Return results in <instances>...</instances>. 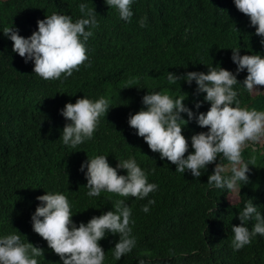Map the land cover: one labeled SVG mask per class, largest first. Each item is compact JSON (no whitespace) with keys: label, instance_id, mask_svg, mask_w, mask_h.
I'll use <instances>...</instances> for the list:
<instances>
[{"label":"trees","instance_id":"16d2710c","mask_svg":"<svg viewBox=\"0 0 264 264\" xmlns=\"http://www.w3.org/2000/svg\"><path fill=\"white\" fill-rule=\"evenodd\" d=\"M84 2L96 10L99 21L86 41L88 60L67 79L63 73L45 79L34 72V61L26 62L13 50L14 41L2 28L14 25L21 35L29 36L38 29V20L53 12L74 19L84 15L81 0H0V234L18 232L25 242L43 247L38 264H63L32 222V213L42 203L37 197L62 191L69 197L77 225L113 209L117 200L131 207V235L137 242L118 259L114 246L120 234L109 231L100 240L106 251L104 264H139L141 259L145 264H264V234H256L237 250L231 228L242 222L239 211L249 199L264 213V143L243 149L250 164L249 179L240 182L241 192L231 201V190L208 185L219 157L208 169H201L200 177L191 170L177 171V165L153 151L128 119L145 107L143 96L148 91L185 95L184 102L197 114L206 112L210 101L196 108V101L206 95L197 92L196 81H169L168 71H207V64H215L235 72L232 47H241V54H264L255 31L258 25H252L250 15L235 0H133L130 21L106 0ZM247 75V68L238 72L240 82L234 85L241 106L264 109V90L249 93L242 83ZM84 95L106 96L113 105L101 116L94 136L73 148L63 143L68 118L60 109ZM182 115L188 119L182 131L191 145V136L210 126H201L187 112ZM96 154L108 155L114 166L119 158L135 155L158 188L144 198L107 191L88 196L87 169L82 171L81 164ZM153 197L155 203L145 212L143 205ZM255 222L246 221L250 229Z\"/></svg>","mask_w":264,"mask_h":264},{"label":"clouds","instance_id":"9594fccd","mask_svg":"<svg viewBox=\"0 0 264 264\" xmlns=\"http://www.w3.org/2000/svg\"><path fill=\"white\" fill-rule=\"evenodd\" d=\"M115 6L119 16L131 20L133 0H106ZM236 6L250 15L252 25H258L255 31L264 44V0H235ZM79 8L84 15L74 19L71 14L53 12L38 20V29L31 35L20 34L16 26H5L3 32L14 41L13 50L24 56L25 61H34V72L45 79H64L73 74L74 69L88 60L86 41L93 34V28L99 21L96 10L89 8L81 0ZM145 26L144 18L140 20ZM87 26V27H86ZM232 59L238 68L234 72L223 66L207 64L208 70H190L185 74L168 71L169 81L186 79L189 84L197 83V92H206L203 100L196 101L199 109L204 101H210V108L198 114L185 101V95L173 96L164 91H148L143 96L139 111L129 114V124L148 142L153 151H159L161 158H167L177 165L176 170H191L195 177H200L202 168L208 169L210 162L219 157L215 169L209 174V187L226 188L233 193L241 192V181L249 179L250 164L244 160L243 149H253L264 140V109L242 107L234 85L239 81L237 73L247 68L248 75L243 85L249 93L262 90L264 85V54L245 52L241 47H232ZM90 63V62H89ZM240 82V81H239ZM113 104L108 97L101 95L92 98L80 96L75 102L68 101L60 109L68 118L62 129V140L75 148L94 136L102 115L108 113ZM196 119L201 126H210L206 131L195 132L189 138L182 131L188 123L182 113ZM251 142V143H250ZM192 147L194 151L189 152ZM185 153H188L185 155ZM222 154V155H220ZM227 160V163L223 162ZM87 169L88 196H99L103 191L115 192L121 196L144 198L158 188L150 182L148 172L138 163L135 155L121 159L112 165L108 155L89 156L81 164V170ZM118 169H127L121 173ZM152 171H155L153 169ZM42 201L32 213L33 229L47 239L48 245L60 254L63 264H104L106 251L100 243L109 231L119 233L115 243L114 255L121 258L130 252L136 244V237L131 235V207L120 199L114 208L94 215L86 223L73 220L72 204L66 193L47 191L37 197ZM155 203L151 198L143 205L145 212ZM241 223L232 224L234 232L232 245L240 249L251 243L256 234H264V213L258 210L252 199L239 211ZM255 219L250 229L246 221ZM45 249L32 241L22 239L18 232L0 234V264H38V257ZM139 264H145L141 259Z\"/></svg>","mask_w":264,"mask_h":264},{"label":"rangeland","instance_id":"374dc122","mask_svg":"<svg viewBox=\"0 0 264 264\" xmlns=\"http://www.w3.org/2000/svg\"><path fill=\"white\" fill-rule=\"evenodd\" d=\"M259 87H261L262 90L254 91L252 94H256L257 92H259V91H263V90H264V85H259ZM263 143H264V140H262V141L260 142V144H263ZM235 199H236V193H232V194L230 195V200H231V201H235Z\"/></svg>","mask_w":264,"mask_h":264}]
</instances>
